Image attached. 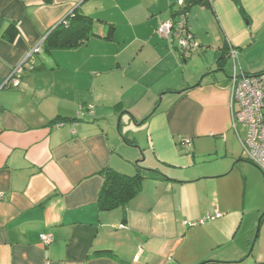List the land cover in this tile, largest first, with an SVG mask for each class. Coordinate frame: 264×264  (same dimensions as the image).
<instances>
[{"label": "crops", "instance_id": "crops-1", "mask_svg": "<svg viewBox=\"0 0 264 264\" xmlns=\"http://www.w3.org/2000/svg\"><path fill=\"white\" fill-rule=\"evenodd\" d=\"M239 2L247 19L232 0L189 6L198 49L183 59L155 33L170 0H0V264H264V175L232 123L236 82L264 72V0ZM76 15L94 36L42 46L3 87ZM138 168L160 178L99 211L100 173Z\"/></svg>", "mask_w": 264, "mask_h": 264}, {"label": "built area", "instance_id": "built-area-1", "mask_svg": "<svg viewBox=\"0 0 264 264\" xmlns=\"http://www.w3.org/2000/svg\"><path fill=\"white\" fill-rule=\"evenodd\" d=\"M212 0H205L211 3ZM175 16L161 23L155 30L158 37L174 45L183 59H189L198 49L193 33L188 25L187 0H171ZM42 41L29 50L19 64L14 66L3 83L5 88L19 86L23 71L32 69L34 57L42 47ZM228 58L234 63L237 52L229 49ZM82 107L79 108V112ZM233 127L242 128L244 136L241 145L245 157L257 166L264 175V72L241 77L235 84L232 105ZM188 146L189 139H182ZM121 228V227H120ZM43 245L51 243L49 235H40Z\"/></svg>", "mask_w": 264, "mask_h": 264}, {"label": "trees", "instance_id": "trees-1", "mask_svg": "<svg viewBox=\"0 0 264 264\" xmlns=\"http://www.w3.org/2000/svg\"><path fill=\"white\" fill-rule=\"evenodd\" d=\"M42 1L47 5L52 2V0ZM203 1L207 4L205 0H194L193 2L187 0L186 9L193 3H200ZM232 1L236 5L241 17L247 19L239 0ZM67 19H69L68 24L66 26L60 24L51 35L46 38L45 44L43 43L42 46L48 44L47 46L54 49H72L85 42L91 36H94L92 21L89 18L76 15L72 18L69 16ZM110 33L109 31L108 36ZM17 36L18 31L14 23H9L8 27L2 33V38L8 43H13ZM146 172L147 174L142 173L140 168H138L136 174L126 176L111 169L102 171L100 175L103 179V183L97 195L98 210L101 212H110L118 208L127 207L129 202L141 193L143 184L146 180H158L160 178L157 172ZM99 255L114 258V255L107 251L100 252Z\"/></svg>", "mask_w": 264, "mask_h": 264}, {"label": "rangeland", "instance_id": "rangeland-1", "mask_svg": "<svg viewBox=\"0 0 264 264\" xmlns=\"http://www.w3.org/2000/svg\"><path fill=\"white\" fill-rule=\"evenodd\" d=\"M229 66H230V64H229ZM141 158H142V156H141ZM257 227L259 228V223H258V222H257V225H256V227H255V230H254V233H253V237H252L251 243H250V245H249V249H248L249 252L252 251V249H253V247H254V244H255V241H256V239H255V234H256ZM246 236H247L246 233H244V234L242 235L241 232H240V234H239L238 237H237V240H240V241H242V242H245V239L247 238Z\"/></svg>", "mask_w": 264, "mask_h": 264}, {"label": "water", "instance_id": "water-1", "mask_svg": "<svg viewBox=\"0 0 264 264\" xmlns=\"http://www.w3.org/2000/svg\"><path fill=\"white\" fill-rule=\"evenodd\" d=\"M140 155L142 156L141 152H140ZM143 160H144V158H143V156H142L141 161H136L134 164H135L136 166H138L141 162H143ZM158 174H159V173H158ZM159 175H160V174H159Z\"/></svg>", "mask_w": 264, "mask_h": 264}]
</instances>
